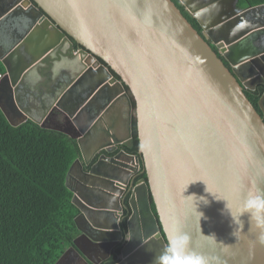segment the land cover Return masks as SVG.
<instances>
[{
  "label": "water",
  "instance_id": "1",
  "mask_svg": "<svg viewBox=\"0 0 264 264\" xmlns=\"http://www.w3.org/2000/svg\"><path fill=\"white\" fill-rule=\"evenodd\" d=\"M262 10L239 0H0L1 111L80 148L66 179L78 235L56 264L71 251L81 258L82 244L121 247L115 264H153L177 234L214 264H264L250 214L234 236L226 208L264 191V93L257 105L246 95L264 85V21L253 19ZM121 104L122 137L110 118ZM134 121L138 155L124 149ZM140 155L147 180L136 181Z\"/></svg>",
  "mask_w": 264,
  "mask_h": 264
},
{
  "label": "trees",
  "instance_id": "2",
  "mask_svg": "<svg viewBox=\"0 0 264 264\" xmlns=\"http://www.w3.org/2000/svg\"><path fill=\"white\" fill-rule=\"evenodd\" d=\"M264 0H239L241 8L263 5ZM186 16V15H185ZM196 27V22L191 21ZM4 67L0 62V74ZM264 86L246 93L257 105ZM135 104V103H133ZM136 122L133 147L139 154ZM80 156L76 140L32 121L11 125L0 109V264H56L78 235L72 203L73 193L66 184L68 171ZM141 159V155H140ZM136 181L146 179L143 162ZM128 193L124 199L121 229L127 235L131 215ZM152 208L155 211L154 204ZM121 247L102 264H115Z\"/></svg>",
  "mask_w": 264,
  "mask_h": 264
},
{
  "label": "clouds",
  "instance_id": "3",
  "mask_svg": "<svg viewBox=\"0 0 264 264\" xmlns=\"http://www.w3.org/2000/svg\"><path fill=\"white\" fill-rule=\"evenodd\" d=\"M212 195L214 196V194ZM201 201L207 204V201L204 200V198ZM226 208L230 213L233 223L239 226L233 232L234 236L235 232L241 231L243 228L240 217L245 213H249L250 223L252 225L251 229L255 228L260 232L259 242L264 245V191H261L259 188L254 191H250L242 208L236 210L235 212L228 206V204L226 205ZM199 214H201V219L202 213ZM211 238L215 240L214 236ZM153 264H214V258H206L194 251H191L189 237L186 234H177L167 238V243L163 252L159 256L154 257Z\"/></svg>",
  "mask_w": 264,
  "mask_h": 264
},
{
  "label": "crops",
  "instance_id": "4",
  "mask_svg": "<svg viewBox=\"0 0 264 264\" xmlns=\"http://www.w3.org/2000/svg\"><path fill=\"white\" fill-rule=\"evenodd\" d=\"M254 17L255 18L253 19L255 20L258 19V20L264 21V17L260 16V14L255 15ZM261 86H264V85H258L257 90ZM261 110H264V100L262 102ZM110 118H111L113 126L115 127L116 134L122 137L125 131L127 130L126 129L127 128V104L118 105L116 109H113ZM105 245L106 244H102V247L100 248H95V247L91 248L89 246L82 244L80 246L83 251L79 252V254L81 255V258L77 256L75 252L71 251L63 259V261L60 264H102L109 259V255L112 252V251L109 252V250L107 249Z\"/></svg>",
  "mask_w": 264,
  "mask_h": 264
},
{
  "label": "flooded vegetation",
  "instance_id": "5",
  "mask_svg": "<svg viewBox=\"0 0 264 264\" xmlns=\"http://www.w3.org/2000/svg\"><path fill=\"white\" fill-rule=\"evenodd\" d=\"M181 9H182V12L184 13V15H186V17H188V15L185 13V11H184V9L181 7ZM260 14V16H263L264 17V10H262V11H259V12H257V13H255V15H259ZM189 18V17H188ZM191 21H195V20H193V19H190ZM196 22V21H195ZM195 27V26H194ZM200 33H204L203 32V30L200 28V26L198 25V24H196V27H195ZM209 43H210V45L212 46V48L216 51V52H218L217 51V48L215 47V45L209 40ZM226 63V62H225ZM226 65L228 66V64L226 63ZM63 121V123L65 124V121L64 120H62Z\"/></svg>",
  "mask_w": 264,
  "mask_h": 264
},
{
  "label": "built area",
  "instance_id": "6",
  "mask_svg": "<svg viewBox=\"0 0 264 264\" xmlns=\"http://www.w3.org/2000/svg\"><path fill=\"white\" fill-rule=\"evenodd\" d=\"M3 77V74H0V78H2Z\"/></svg>",
  "mask_w": 264,
  "mask_h": 264
}]
</instances>
